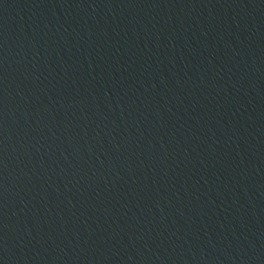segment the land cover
Segmentation results:
<instances>
[{
    "label": "water",
    "instance_id": "95a60500",
    "mask_svg": "<svg viewBox=\"0 0 264 264\" xmlns=\"http://www.w3.org/2000/svg\"><path fill=\"white\" fill-rule=\"evenodd\" d=\"M0 264H264V0H0Z\"/></svg>",
    "mask_w": 264,
    "mask_h": 264
}]
</instances>
